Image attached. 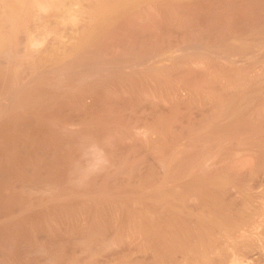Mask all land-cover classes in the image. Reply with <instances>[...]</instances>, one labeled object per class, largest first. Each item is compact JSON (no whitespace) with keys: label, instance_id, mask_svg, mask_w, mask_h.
Segmentation results:
<instances>
[{"label":"rangeland","instance_id":"374dc122","mask_svg":"<svg viewBox=\"0 0 264 264\" xmlns=\"http://www.w3.org/2000/svg\"><path fill=\"white\" fill-rule=\"evenodd\" d=\"M152 5L105 32L18 19L0 54V264H264V0ZM29 23L51 38L25 56Z\"/></svg>","mask_w":264,"mask_h":264},{"label":"bare ground","instance_id":"6f19581e","mask_svg":"<svg viewBox=\"0 0 264 264\" xmlns=\"http://www.w3.org/2000/svg\"><path fill=\"white\" fill-rule=\"evenodd\" d=\"M155 1H158V0H71L70 2H68V3H61V2H59V4H58V6L56 7V5L51 1V0H0V54H2V55H4V54H6V55H10V54H12V53H14V46H15V44L18 42V33H19V31H20V28H19V25H18V19L19 18H22L23 16H25V15H27L28 14V16L29 17H31V19L32 18H34L35 16L37 17V18H40V17H38V16H40V15H42V14H45L44 16L46 17V14H48L49 16H51V17H53L55 20H56V22L57 23H61V22H63L65 19H68V21H70L71 22V24H73V25H76L77 27H79L80 25H82L83 23H89L90 25L93 23V22H95V23H97L99 26H100V29H99V31L100 32H105L106 30H108V31H111V29L116 25V24H119V23H117V21L120 19V18H122L124 15H127V13L129 12V11H131V10H137V9H141V7H143V6H145V8H146V10L147 11H153V9H154V7H153V5H152V3H154ZM193 1V0H192ZM151 2V3H150ZM161 2V1H160ZM175 3V2H174ZM181 3V2H180ZM166 4V3H165ZM170 4V3H169ZM179 4V3H178ZM60 6V8L62 9V8H65V6H67L66 8H68V9H63L62 11H55L56 9H58V7ZM73 6H78V7H80L81 8V10H79V12H81L82 14H83V9H87V13L89 12V16L88 17H85V16H83V15H74V14H72V7ZM156 6V5H155ZM161 7V6H160ZM162 7H163V4H162ZM167 7V6H166ZM156 8V7H155ZM162 11V10H161ZM136 12V11H135ZM140 12V11H139ZM141 14V13H140ZM148 15H149V13H148ZM43 16V15H42ZM48 16V17H49ZM145 16V15H144ZM156 16V15H155ZM44 17V18H45ZM153 18V17H152ZM155 18V17H154ZM35 19V18H34ZM41 19V18H40ZM33 20V19H32ZM37 20V19H36ZM45 20V19H44ZM133 20V19H132ZM40 21V20H39ZM38 21V22H39ZM48 21V20H47ZM137 21V20H136ZM139 21V20H138ZM155 21V20H154ZM30 22H34V21H30ZM38 22H37V24H38ZM152 22V21H151ZM65 23V22H64ZM69 23V22H68ZM86 23V24H87ZM30 24V23H29ZM42 24V23H41ZM46 24V23H45ZM63 24V23H62ZM70 24V23H69ZM137 24H138V22H137ZM141 24V23H140ZM154 24V23H153ZM38 25H40V24H38ZM44 25V24H43ZM58 25H60V24H58ZM33 26V25H32ZM35 26V25H34ZM37 26V25H36ZM35 26V27H36ZM46 26H48L47 24H46ZM45 25L44 26H42V28L39 26V28H37V29H41V34H39V35H37V33H33V31H36L34 28L35 27H31V24H30V27L31 28H29V27H25L24 28V32H25V37H24V40L23 41H21V47H23L22 49H23V55H30V54H32L33 52H40V48L43 46V43L45 42V40L46 41H48L47 40V36H49V34H50V32L47 30V27H46ZM68 26V25H67ZM72 26V25H71ZM138 26V25H137ZM142 26H144V25H142ZM141 26V27H142ZM46 27V28H45ZM58 27H60V26H58ZM92 26H90V28H91ZM94 27V26H93ZM98 27V26H97ZM96 27V28H97ZM51 28V27H50ZM76 28V27H75ZM86 28V27H85ZM95 28V27H94ZM33 29V30H32ZM60 30H61V28H59ZM98 30V29H97ZM142 30V29H141ZM87 31V30H86ZM96 31V30H95ZM98 31V32H99ZM125 31V30H124ZM143 31V30H142ZM37 32H39V31H37ZM64 32V31H63ZM71 32V31H70ZM69 32V33H70ZM80 32H82V31H80ZM94 32V31H93ZM120 32V31H119ZM138 32V31H137ZM149 32V31H148ZM40 33V32H39ZM53 33V32H52ZM60 33H61V31H60ZM94 33H96V32H94ZM56 34H59V33H56ZM65 34V33H64ZM78 34V33H77ZM86 34V33H85ZM103 34V33H102ZM165 34V33H164ZM53 35H55V34H53ZM61 37H62V35L63 34H59ZM66 35V37H67V40L69 41V38H68V36H67V34H65ZM138 35V34H137ZM56 36V35H55ZM64 36V35H63ZM78 36V35H77ZM80 36V35H79ZM76 37V38H80V37ZM86 35H84V37H85ZM140 36V35H139ZM50 38H51V36H49ZM53 37V36H52ZM60 37V38H61ZM70 37V36H69ZM72 37V36H71ZM92 37V36H91ZM135 37V36H134ZM149 37V36H148ZM59 38V39H60ZM23 39V38H22ZM49 39V38H48ZM62 39H64V38H62ZM73 39H74V41L76 40L75 38H73L72 37V42H74L73 41ZM52 40V39H51ZM67 40H66V44L68 45H70V44H72V43H69V42H67ZM84 40V39H83ZM89 40V39H88ZM125 40V39H124ZM58 41V40H57ZM61 41V40H60ZM78 41V40H77ZM134 41V40H133ZM142 41V40H141ZM62 42H63V40H62ZM71 42V41H70ZM84 42V41H83ZM127 42V41H126ZM138 42V41H137ZM46 43V42H45ZM60 43V42H59ZM86 43H88L87 41H86ZM125 43V42H124ZM136 43V42H135ZM49 44H53L52 42L50 43L49 42ZM58 44V43H57ZM79 44V43H78ZM84 44V43H83ZM150 44V43H149ZM45 45H48V44H45ZM44 45V46H45ZM59 45V44H58ZM62 45H64V44H62ZM61 45V46H62ZM75 45V44H74ZM80 45V44H79ZM117 45V44H116ZM41 46V47H40ZM51 46V45H50ZM60 46V45H59ZM124 46H125V44H124ZM184 46V45H183ZM82 46H80V48H81ZM119 47V46H118ZM117 47V48H118ZM46 47H44L43 49H45ZM62 48H66V47H63L62 46ZM72 48V47H71ZM104 48V47H103ZM102 48V49H103ZM120 48V47H119ZM40 49V50H39ZM49 49V48H48ZM54 49V48H53ZM69 50H71V49H68V51ZM78 50V49H77ZM136 50V49H135ZM13 51V52H12ZM43 51V50H42ZM50 51V50H49ZM56 51V50H55ZM57 51H58V49H57ZM56 51V52H57ZM67 51V50H66ZM83 51V50H82ZM109 51V50H108ZM111 51H113V50H111ZM120 51V50H119ZM55 52V53H56ZM61 53H63L62 55H60L61 56V58H65V57H62L63 55H64V52L63 51H60ZM80 52H81V50H80ZM4 53V54H3ZM16 53V52H15ZM46 53V52H45ZM47 53H48V51H47ZM46 53V54H47ZM50 53L52 54L53 52L52 51H50ZM49 53V54H50ZM66 53V52H65ZM72 52H70V54H71ZM74 53V52H73ZM112 53V52H111ZM158 53V52H157ZM22 54V53H21ZM40 54V53H39ZM39 54H38V57H39ZM42 54V53H41ZM57 55L56 56H58V52L56 53ZM60 54V53H59ZM119 54V53H118ZM25 55V56H26ZM43 55V54H42ZM48 55V54H47ZM53 55L55 56V54L53 53ZM1 56V55H0ZM33 56V55H32ZM41 56V55H40ZM51 57H52V55H50ZM53 56V57H54ZM65 56V55H64ZM71 56H72V54H71ZM77 56V55H76ZM105 56V55H104ZM115 56V55H114ZM28 57V56H27ZM34 57H36V56H34ZM38 57H36V58H38ZM43 57V56H42ZM68 57V59H70V57H69V55L67 56ZM109 57V56H108ZM107 57V58H108ZM118 57V56H117ZM26 58V57H25ZM24 58V59H25ZM32 58V57H31ZM40 59H39V61L41 60V57H39ZM46 58V57H45ZM104 58V57H103ZM132 58V57H131ZM6 59H7V56H6ZM47 59V58H46ZM88 59H90V58H88ZM118 59V58H117ZM235 59V58H234ZM15 60V59H14ZM31 60H33V59H31ZM51 60V59H50ZM65 60V59H64ZM64 60H63V62H64ZM67 60V59H66ZM94 60V59H93ZM109 60V59H108ZM6 61H8V60H6ZM35 61V60H34ZM34 61H32V62H34ZM39 61H37V59H36V62L38 63ZM49 61V60H48ZM46 62V63H48V64H50V62ZM60 60H58V62H59ZM99 61V60H98ZM97 61V62H98ZM139 61V60H138ZM2 62V61H1ZM53 62V61H52ZM54 62H56V61H54ZM76 62V61H75ZM96 62V63H97ZM141 62V61H140ZM41 63H44V62H42L41 61ZM45 63V64H46ZM59 63H61V62H59ZM138 63V62H137ZM3 64H4V62H3ZM2 64V65H3ZM44 64V65H45ZM81 64V63H80ZM93 64V63H92ZM8 65V64H7ZM6 65V66H7ZM35 65V68H36V65L37 64H34ZM43 65V66H44ZM53 65V64H52ZM141 65V64H140ZM9 66V65H8ZM22 66V65H21ZM33 65H31L30 67H32ZM42 66V65H41ZM40 66V69H44V68H42ZM47 66V65H46ZM51 66V65H50ZM56 66V65H55ZM88 66V65H87ZM86 66V67H87ZM133 66V65H132ZM136 66V65H135ZM29 67V66H28ZM29 67V68H30ZM34 67V66H33ZM38 67H39V65H38ZM49 67V66H48ZM47 67V68H48ZM101 67V66H100ZM112 67V66H111ZM119 67V66H118ZM118 67H113L114 69H116V68H118ZM123 67V66H122ZM130 67V66H129ZM128 67V68H129ZM137 67V66H136ZM141 67V66H140ZM104 68H107V67H104ZM109 68V67H108ZM130 68H132V67H130ZM139 68V67H138ZM3 69V68H2ZM6 69H7V67H6ZM24 69H27V67L25 68V66H24ZM31 69V68H30ZM29 69V70H30ZM40 69L38 70V71H40ZM81 69V68H80ZM83 69V68H82ZM86 69V68H85ZM101 69V68H100ZM5 70V69H4ZM118 70V69H117ZM125 70V69H124ZM134 70V69H133ZM138 70V69H137ZM34 71V70H33ZM32 71V72H33ZM75 71V70H74ZM80 71V70H79ZM78 71V72H79ZM92 71V70H91ZM97 71V70H96ZM102 71V70H101ZM104 71H106V69L104 70ZM109 71V70H108ZM23 72H25V70L23 71ZM26 72H27V70H26ZM57 72V71H56ZM56 72H55V74H56ZM62 72V71H61ZM65 72V71H64ZM63 72V73H64ZM71 72V71H70ZM82 72H83V70H82ZM4 73V72H3ZM5 73H6V70H5ZM35 73H36V71H35ZM63 73H62V75H63ZM65 73H67L68 74V72H65ZM65 73H64V75H65ZM74 73V72H73ZM85 73V72H84ZM23 74V73H22ZM21 74V75H22ZM34 74V73H33ZM32 74V75H33ZM58 74V73H57ZM66 74V75H67ZM71 74V73H70ZM20 75V74H19ZM20 75V76H21ZM26 75V74H25ZM24 75V76H25ZM29 74H28V72H27V76H28ZM52 75H53V73H52V71H51V69H49V70H44V71H40V72H37L36 74H34L32 77H34V76H40L41 78H44V79H49L50 77H52ZM61 75V74H60ZM59 75V76H60ZM73 75V74H72ZM23 76V77H24ZM30 76V75H29ZM76 76H78V75H76ZM19 77V76H18ZM22 77V76H21ZM64 77V76H63ZM67 77H69V76H67ZM72 77V76H71ZM75 77V76H74ZM95 77V76H94ZM25 78H26V76H25ZM27 78H29V77H27ZM56 78V77H55ZM62 78V77H61ZM96 78V77H95ZM30 79H32V78H30ZM68 79H70V78H68ZM68 79H66V80H68ZM73 79V78H72ZM88 79V78H87ZM86 79V80H87ZM22 81L24 80V78L23 79H21ZM26 80V79H25ZM25 80H24V82H25ZM36 80V79H35ZM38 80V79H37ZM41 80V79H40ZM53 80V79H52ZM71 80V79H70ZM34 81V80H33ZM45 81V80H44ZM48 82V81H47ZM68 82H70V81H68ZM78 82V81H77ZM82 82V81H81ZM22 83V82H21ZM38 83V82H37ZM42 83V82H41ZM44 83V82H43ZM42 83V84H43ZM65 83V82H64ZM72 83V82H71ZM3 84V83H2ZM23 84V83H22ZM31 84V83H30ZM62 84V83H61ZM75 84H76V82H75ZM58 85V84H57ZM73 85V84H72ZM16 86V85H15ZM45 86V85H44ZM68 86H69V84H68ZM42 87V86H41ZM40 87V88H41ZM59 87H60V85H59ZM65 87V86H64ZM15 88V87H14ZM34 88V87H33ZM43 88V87H42ZM48 88V87H47ZM37 89V88H36ZM53 89V88H52ZM68 89V88H67ZM72 89V88H71ZM14 90H16V89H14ZM13 90V91H14ZM47 90V89H46ZM54 90H55V87H54ZM76 90V89H75ZM32 91V90H31ZM73 91V90H72ZM45 92V91H44ZM48 92V91H47ZM71 92V91H70ZM79 92V91H78ZM102 92V91H101ZM1 93V92H0ZM11 93H13V92H11ZM15 94L14 95H16L17 93H18V88H17V91L16 92H14ZM35 93V92H34ZM57 93H59V92H57ZM63 93V92H62ZM56 94V93H55ZM21 95H22V93H21ZM52 95V94H51ZM109 95V94H108ZM6 96V95H5ZM68 96V95H67ZM32 97H33V94H32ZM47 97V96H46ZM87 97H89V96H87ZM5 98V97H4ZM48 98V97H47ZM59 98V97H58ZM71 98V97H70ZM99 98V97H98ZM11 99H13V98H11ZM10 99V100H11ZM20 99V98H19ZM18 99V100H19ZM51 99H54V98H51ZM4 100V99H3ZM50 100V99H49ZM57 100V99H56ZM102 100V99H101ZM9 101V100H8ZM16 101V100H15ZM61 101V100H60ZM1 102V101H0ZM10 102V101H9ZM12 102V101H11ZM74 102V101H73ZM86 102V101H85ZM4 103V102H3ZM11 104V103H10ZM18 104V103H17ZM26 104V103H25ZM31 105V104H30ZM64 105V104H63ZM90 105V104H89ZM93 105V104H92ZM5 106V108H7V105H4ZM10 106V105H9ZM54 107H55V104L53 105ZM68 106H70V105H68ZM98 106V105H97ZM44 107V106H43ZM48 107V106H47ZM52 107V106H51ZM66 107H67V105H66ZM2 108V107H1ZM46 108V107H45ZM48 108H50V107H48ZM56 108H58L57 106H56ZM71 108V107H70ZM93 108V107H92ZM12 109V108H11ZM10 110V109H9ZM60 110H62L61 108H60ZM64 110V109H63ZM7 111V110H6ZM67 111V110H66ZM10 112H12V111H10ZM25 112V111H24ZM27 112V111H26ZM25 112V113H26ZM72 112H74V111H72ZM81 112H83V111H81ZM47 113H48V111H47ZM59 113V112H58ZM24 114V113H23ZM40 114V113H39ZM43 114V113H42ZM63 114V113H62ZM2 115V114H1ZM16 115H17V113H16ZM44 115V114H43ZM23 117V116H22ZM21 117V118H22ZM39 117V116H38ZM25 118V117H24ZM23 118V119H24ZM44 121V120H43ZM11 122V121H10ZM20 123H22V122H20ZM3 126V125H2ZM13 127V126H12ZM11 127V128H12ZM34 127V126H33ZM6 128V127H5ZM10 128V129H11ZM35 128V127H34ZM21 129V128H20ZM41 129V128H40ZM5 130V129H4ZM8 130V129H7ZM32 130V129H31ZM6 132V131H5ZM32 133V132H31ZM4 134V133H3ZM2 134V135H3ZM43 134V133H42ZM25 135V134H24ZM26 136V135H25ZM40 136H41V134H40ZM10 137V136H9ZM16 137V136H15ZM31 137H33L32 135H31ZM35 137V136H34ZM45 137V136H44ZM13 138V137H12ZM21 138H22V136H21ZM34 139V138H33ZM44 139V138H43ZM15 140V139H14ZM22 140V139H21ZM38 140V139H37ZM3 142V141H2ZM11 142V141H10ZM39 142V141H38ZM20 143H22V142H20ZM26 145H27V143H26ZM33 145H35V144H33ZM19 146H20V144H19ZM32 147V146H31ZM28 148V147H27ZM38 149V148H37ZM25 151V150H24ZM28 152V151H27ZM19 170V169H18ZM260 199V198H259ZM195 200V199H194ZM105 206V205H104ZM200 206V205H199ZM113 222V221H112ZM264 234V233H263ZM262 234V235H263ZM235 236V235H234ZM234 264V263H233Z\"/></svg>","mask_w":264,"mask_h":264}]
</instances>
